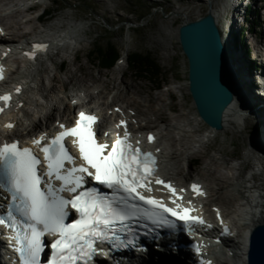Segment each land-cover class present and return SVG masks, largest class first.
<instances>
[{
	"label": "bare ground",
	"instance_id": "6f19581e",
	"mask_svg": "<svg viewBox=\"0 0 264 264\" xmlns=\"http://www.w3.org/2000/svg\"><path fill=\"white\" fill-rule=\"evenodd\" d=\"M8 4H14V6L11 8L10 12L6 14L3 7ZM23 8L24 7H21L17 0H0V23L3 25V29L8 30L10 34H17V32L21 31V37H26L27 35H31L33 33L41 34L42 31H38L36 25L37 17L30 16L25 19L26 11ZM209 11L213 13L217 24L220 27L219 13L216 6L212 4ZM65 16L68 17L66 14ZM186 20H190V18L186 17ZM64 24H66V22L56 25V29L64 26ZM69 24H71V34H74L77 37L81 35L80 33L82 32V29L78 23ZM232 35L233 34H228L222 38L223 45L227 52L228 64L231 70L230 77L233 81L234 98L228 104L223 114V128L221 130L205 125L197 114V110L192 112L188 109V111L183 112L182 107L186 109V106L183 103H179V107L177 103L169 106L170 109L174 111L175 116L168 115L166 113L167 106L164 104L165 97L162 95L155 96L153 94H148L146 95V98H142L144 89L142 86L135 84V81L125 79V82L121 83V81H118L116 77L110 78L109 76L108 80H104L102 75L97 77L93 75L92 71L86 70L85 65L80 63L79 57L77 58L79 61V70L74 72L72 75H69L68 80L64 81L58 75L53 76V81L60 83V88L64 89L66 88L67 82L77 80L76 83H74L78 91L83 93L84 96L91 97L92 99H95L97 94L104 95L106 92L104 89H100L97 94H94L90 90L92 87L90 81L94 84L102 82L108 91L113 89L123 91L125 89L130 91L131 96L133 92L140 95L142 98L141 101L135 98L129 101V104L134 106V108L132 107L134 110L131 111L133 114L127 112V110H125L126 107L122 106L121 109L126 113L120 117L124 120L133 122L131 130L137 133L145 132V127L149 126L153 122L157 123L162 120L163 122L168 123L169 127L167 135H162L159 132L160 140L159 144L156 146L161 150L162 161L167 168L164 170V172H166L165 175L167 177V181L172 182L173 179L176 180L175 177H171V174L174 172L176 174H180L182 172V160L184 156L188 155L189 151L196 154V157H194L195 160H197V158H201L198 175H200L205 184H203L201 179L194 181V184L198 185L200 191L203 193L202 200L208 206L207 211L209 213L205 215L206 218H204L201 213L199 215L203 220L206 219L205 227L208 228H212L214 223L219 226H226L228 222L225 217H230L239 232V236L237 240H234L235 236L232 232H230V230L228 231V237H232L230 239L232 242L228 241L225 245L234 249L231 252L232 255L223 251L217 252L209 245L204 247L203 253H200L199 256L191 250V254L194 255L193 257L197 260V264H246L248 252L247 243L249 241L251 230L257 223L264 222V161L260 159L264 158L261 153V149H264V84L261 82L259 86L255 85L257 80L255 77L250 75L252 71L250 70L248 63L243 59V56L236 48V42L235 40H232ZM14 40L17 39L14 38ZM14 40L13 38H10L9 42H13ZM261 42L262 44L264 43L263 39ZM58 44L59 42H54L53 44L50 43L47 45L50 59H55V49ZM36 54H39V51H37ZM15 58L17 59L18 57L15 56ZM36 59L38 60V64L33 62V60ZM262 60L264 61V58ZM23 63L24 70H22V72H20L19 69L17 70V79L12 81L10 85L3 86L4 90L2 94L11 95V100L9 102L10 111L6 113V117L4 118L5 121L2 122L3 125L0 123V130L4 125L9 123H18L20 121L19 113L24 112L27 108H29V101L35 94L33 88L37 86L41 87V81L43 80L42 74H40L41 71L49 72V68L45 64V56L37 58L35 55V57L31 59L28 56ZM6 66L7 70H9V65L6 64ZM100 67L102 66L100 65ZM123 68L124 60L121 59L114 69L117 72L123 71ZM259 74L263 75V73ZM54 87L57 89L59 86L55 84ZM17 88L20 89L19 93L16 92ZM116 99L123 100L125 98L118 96ZM51 100H57V96H53ZM157 102L158 105H155ZM100 107L101 109L98 111L102 114L105 119V123L108 125V112L106 113L103 111L104 108H102V104H99L96 108ZM72 109L73 108L70 107L68 111H70V113H72V111L74 112ZM191 115L194 116V118L191 117ZM253 119L256 123L260 122L262 127L261 129L258 127L259 130L257 129V131L252 133L248 139L249 143L248 146L247 144L245 145L246 151L243 161H240V163L237 164H232L226 157L232 156V158L235 157L239 159L241 153L239 151L229 153L224 147L216 149L218 152L217 155L212 153L210 154L209 148L219 144V142H221V136L226 137L229 134L230 129L240 132H243L244 129H249L248 127L252 125ZM100 127L105 128L103 125ZM105 129L108 128L106 127ZM202 130L205 131L206 134L201 133ZM149 132L147 130L146 134ZM203 134H205V137ZM165 137H168L169 141L162 142ZM196 144H198V146ZM253 159L259 160L260 164H254L253 161V163H251V160ZM193 160L194 159H192V161ZM249 165H251L253 171L246 175L243 172ZM172 184L173 183L170 185L173 186ZM178 187L186 189H183L182 191V189L179 190L178 188L176 197H184L186 195V190L193 194L185 183L179 184ZM161 188L164 191H169L167 187ZM251 189H254L257 193L258 201L255 205L259 206L261 210H256L255 214L252 215L250 219L246 220L245 223L239 224V218L244 213V209L242 207L243 205L250 203L251 200L248 192H251L250 195H255ZM174 190L176 189L174 188ZM193 200H195V197ZM214 203L217 205V209L212 206ZM213 217L215 221L208 219ZM160 219L163 220L164 218L160 216ZM13 229L15 233V227ZM129 233V231L128 234L126 233V236H128L127 241L131 239ZM215 236L217 237L218 235L215 234ZM140 256L144 257V255ZM148 259L149 258L145 260L141 259L133 264H172L165 260L158 261V259H154L147 261ZM182 264L184 263L182 262Z\"/></svg>",
	"mask_w": 264,
	"mask_h": 264
},
{
	"label": "snow or ice",
	"instance_id": "6c2138e0",
	"mask_svg": "<svg viewBox=\"0 0 264 264\" xmlns=\"http://www.w3.org/2000/svg\"><path fill=\"white\" fill-rule=\"evenodd\" d=\"M46 47V45H35L33 53L25 55L30 59L34 58L37 51H43ZM2 73L3 69L0 68V79H3ZM16 92L19 93L20 89L17 88ZM10 100L9 94L0 96V101L4 104L0 112L5 110ZM96 121L97 117L94 115L80 112L75 126L65 128L64 125H60L64 130L51 139L46 146H41L44 136L33 140V144L39 146L44 154L46 175L62 182L63 186L59 191L76 193L71 200L56 196L51 184H49L48 195L41 191V179L37 175V167L41 161L31 149H20L17 143H6L0 147V165L7 173L14 192L27 202L31 218L43 224L50 234L59 236V239L51 246L54 250L51 264H75L77 260H91L97 251L93 247L94 243L109 239L108 233L118 230L115 227L117 223L123 225L131 218V213L125 210L128 207V201H143L153 209H159L185 223H204L202 219L191 216L190 209L177 211L166 207L160 200L141 194L140 189L145 192L151 191L149 185L152 183L151 178L155 172L154 157L151 153L142 152L139 147H133L129 142L130 133L124 121L117 125L118 128L124 127L123 136L117 134L111 146L98 142L96 132L93 130ZM6 127L11 129L13 125L9 123ZM68 137L74 138L73 145L78 149L79 158L83 164L65 169V163H76L65 147L64 141ZM152 139L153 137H148L149 142ZM84 175L92 177L97 183L109 189L124 193L119 204L125 207H114L113 201L99 197L94 192L78 193L77 190L83 185ZM155 182L163 184L175 195L171 185L159 179ZM192 190L197 195H203L198 185H192ZM69 204L80 213V219L74 224L65 225V208ZM3 223L4 221L0 220V224ZM41 235V232L32 228L30 236L25 237L27 242L25 264H36L41 251Z\"/></svg>",
	"mask_w": 264,
	"mask_h": 264
},
{
	"label": "rangeland",
	"instance_id": "374dc122",
	"mask_svg": "<svg viewBox=\"0 0 264 264\" xmlns=\"http://www.w3.org/2000/svg\"><path fill=\"white\" fill-rule=\"evenodd\" d=\"M235 1L238 2L240 0H53L51 4L55 8L54 16L58 17L57 20L65 21L66 24L78 23L82 29L80 39H83L87 43V48L80 54V63L85 65L86 70L92 71L93 75L97 77L102 75L104 80H108L109 77H116L121 83L125 82V79L135 81V84L142 86L144 89L142 98H146L148 94L155 96L162 95L165 97L166 113L170 116H175L174 111L169 107L174 103H177L178 107L179 103H183L186 106V109L182 107L183 112L188 111V109L192 112L196 111L192 100L193 97L188 87V60L179 42L178 28L186 21V17L190 18V20H196L209 13V9L214 4L219 13L220 30L224 32V35H227L228 29H230L228 21H231L232 8H234ZM250 7L252 9V5ZM5 12L7 13L8 10H5ZM143 16L145 17L140 21ZM240 28L241 25L237 29L238 41L236 37L234 38L236 40V48L248 63L250 70L253 71L252 65L247 60L245 53L246 38L241 36L242 32L238 31ZM107 43L115 45L120 50L122 49L123 53L136 51L150 54V56L155 58L162 68V74L159 79V86L161 88L154 90L153 85L148 79L137 76L135 72L130 71V69L128 70L127 63L123 71L116 72L115 69L109 71L107 69H100V65L94 63L89 58L88 53L90 49H94L98 45L106 46ZM250 51L252 52L251 48ZM74 56L73 52H65L64 50L55 57L54 60L57 61H61L66 57L68 66L65 73L56 72L53 62L47 59L46 63L50 67V71L46 74V79L48 80V76L58 74L63 80H67L69 75L77 72L79 70V63L74 62ZM21 67L22 65H20ZM76 81L70 82L72 84L70 85L71 90L73 89V83H76ZM54 83L58 84L57 82ZM90 84L92 85L90 88L92 92L96 93L100 89L106 91L103 97H96V100L111 104V106L107 107L108 110H112L114 104L127 106L129 101L134 98L137 100L142 99L135 92L131 96L130 91L125 89L123 91H117L116 89L108 91L102 82L94 84L90 81ZM118 96L125 99L114 100V97L118 98ZM63 97H65V94H63ZM158 102L155 105H158ZM191 117L194 118L192 115ZM253 122L248 127L249 129H244L243 132L230 129L226 137L221 136L219 144L209 148L210 154L217 155L216 149L224 147L229 153L237 151L241 153L239 159L232 158V156L226 157L232 164L243 161L246 151L245 145L247 144L248 146V139L256 131L255 124L258 126L255 121ZM157 123L159 126H147L145 130L159 129L162 135H167L168 123L162 120ZM203 135L205 137V134ZM164 141H169L168 137H165ZM196 145L198 146V144ZM192 157H196V154L190 151L188 155L184 156L181 174L174 172L177 181L185 183L198 178L202 179L198 175L201 158H197L198 162H196V165H192L190 164ZM251 163L253 162L251 161ZM251 171H253V168L249 165L243 173L247 175Z\"/></svg>",
	"mask_w": 264,
	"mask_h": 264
},
{
	"label": "water",
	"instance_id": "95a60500",
	"mask_svg": "<svg viewBox=\"0 0 264 264\" xmlns=\"http://www.w3.org/2000/svg\"><path fill=\"white\" fill-rule=\"evenodd\" d=\"M188 60L189 90L205 121L221 130L223 114L233 100V81L227 53L213 13L186 20L178 28ZM248 264H264V223L253 229Z\"/></svg>",
	"mask_w": 264,
	"mask_h": 264
},
{
	"label": "trees",
	"instance_id": "16d2710c",
	"mask_svg": "<svg viewBox=\"0 0 264 264\" xmlns=\"http://www.w3.org/2000/svg\"><path fill=\"white\" fill-rule=\"evenodd\" d=\"M144 17L145 16H143L140 21ZM119 54L120 49L118 47L111 43H107L106 46L98 45L96 49L89 53V57L94 63H98L102 67L110 68L116 63ZM129 64L130 71L135 72L138 76L148 78L156 87L160 85L159 79L162 74V68L150 54H143L135 51L129 54Z\"/></svg>",
	"mask_w": 264,
	"mask_h": 264
}]
</instances>
